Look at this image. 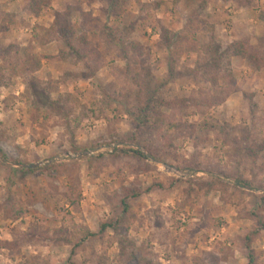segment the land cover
Segmentation results:
<instances>
[{
  "label": "rangeland",
  "instance_id": "374dc122",
  "mask_svg": "<svg viewBox=\"0 0 264 264\" xmlns=\"http://www.w3.org/2000/svg\"><path fill=\"white\" fill-rule=\"evenodd\" d=\"M27 3L0 0V149L9 158L0 162L19 168L0 164V242L15 248L0 250V264H247L243 237L257 228L252 248L264 264V227L248 216L260 212L264 224V0H117L120 15L111 0H51L38 17ZM69 7L76 35L99 54L94 75L49 35L54 13ZM105 26L144 49L134 67L146 94ZM162 27L183 41L165 47ZM193 41L202 48L186 51ZM240 42L249 56L230 53ZM25 49L39 68L18 65L31 59ZM139 98L147 118L137 130ZM51 100L69 102L67 126L45 108ZM29 164L58 168L21 173ZM131 190L141 195L123 213Z\"/></svg>",
  "mask_w": 264,
  "mask_h": 264
},
{
  "label": "trees",
  "instance_id": "16d2710c",
  "mask_svg": "<svg viewBox=\"0 0 264 264\" xmlns=\"http://www.w3.org/2000/svg\"><path fill=\"white\" fill-rule=\"evenodd\" d=\"M117 4V0H111V7H113V9L115 10V5ZM51 5V0H28L27 3V11L35 16L38 17L41 15V13L43 12V10L45 8L50 7ZM113 10V11H114ZM115 12L120 15L122 12V8H119L117 11L115 10ZM70 13H71V8L69 7V9L64 12V13H60V12H55L54 13V21H53V26L50 30H48L49 35H51L52 37H57L58 39H60L67 47L68 51L75 55V57L80 60L85 66L88 67L89 72L88 75H94L95 72L91 71V60L92 58H94L93 55L98 56V52L97 49L94 48L93 49V45L92 43L87 39V37L85 35H83L82 37L76 35V32L74 31V29L71 26V22H70ZM81 15L83 16V18L85 20H87V25L89 27H93V23L95 22L94 18H91V13L89 12H81ZM262 19L264 20V16L262 17ZM6 31V28L5 30ZM105 31V36H106V40L108 42H112V45L117 46L120 49V52H122L123 57L125 59H127L128 61V66L131 65V68L127 67V73L128 75H130V78L132 80H134L135 83H137V91L142 92L144 94H146V88H147V84H146V78L145 76L143 77V74L140 70H137L134 66L136 64H139V62L142 63V57L144 55V49L140 48L139 46H131L132 44H125L124 43V39L123 36H120L118 33H115V31H113L112 28H109V26H105L104 28ZM3 31L0 29V34ZM169 31L166 28L162 27V38L164 40V45L167 48H170L172 41L175 39L176 42L181 43L183 40V37L180 36V33H174L173 35L170 33H168ZM1 37V35H0ZM196 41H193L192 45L190 44V46H188L186 51H198L200 49L197 50L196 48ZM133 48V51L129 50V48ZM213 47L209 46L207 48V53H213ZM27 50V49H25ZM230 53H233L235 55H241V56H249L251 53V50L248 48V46L243 43H236L234 45H231L229 48ZM26 55L29 56L31 59L29 62H25V60L22 57H17L16 61L18 63L19 66H21L23 69L24 68H28L31 67V65H33L35 68H39L41 66V60L40 58L36 57V56H31V54L29 53V51L27 50ZM130 53L135 54L134 56H131ZM0 54H1V49H0ZM19 54V52H14V57L17 56ZM212 55V54H210ZM214 57H216L214 54L212 55ZM217 61H221L222 57L219 56L216 58ZM97 60V58L95 59ZM216 61V60H215ZM213 61V63L215 62ZM201 62L199 63V67H201V65H203ZM172 66V64H170V67ZM210 67V66H209ZM9 68H11V65H9ZM143 71V70H142ZM226 72H228L227 69H225ZM171 72H172V68H171ZM191 72V71H190ZM194 73H196L194 71ZM230 73H228L227 76H229ZM226 78H230V77H226ZM232 80V79H229ZM139 88V90H138ZM137 93V92H136ZM61 101V99H59ZM137 104V112L133 113L135 121H136V129L140 130L143 126L144 123L146 122V118L147 115L145 114V110L147 109V105L144 104V102H142V100H140V98L138 100L135 101ZM184 100L178 101V100H174L172 103V107L173 108H177L178 106H181V103H184ZM59 102H55L53 100L51 101H47L45 103V108L47 109H51L53 111H58L59 114L62 116V119L65 121V125L67 126V124L70 122L69 121V115L72 113V107L70 106L68 101H63V105L62 106H56ZM126 103V102H125ZM69 114V115H68ZM74 152H80L83 151L85 149L81 148V147H73L72 148ZM125 154H129L133 157L136 158H140V159H147V158H153L156 161H161L158 160L159 158L153 154L151 155H146L143 152L139 151V150H120ZM0 157H2V159L4 160H8L9 158L5 155V153L0 149ZM12 161V164L18 165L21 164L22 162L16 159H10ZM0 164L2 165H6L4 162H0ZM6 167L8 169H11L13 171H19V168H12L11 166L6 165ZM53 167L51 166H45V167H31V168H21V173H26V174H31L34 172H42V173H46L49 174V170H51ZM54 169L58 168L57 165H55V167H53ZM18 169V170H17ZM236 182L242 186V187H250L251 184L248 183L246 180H244L243 178H237ZM161 185L159 184L158 187H160ZM156 187V185L154 186ZM152 188H148L147 192H149ZM141 195L140 191H136V190H131L128 191V193L122 198L120 199V207H121V211L123 213H128L130 211V200L131 199H135L138 198ZM264 200V197H263ZM248 216L250 219L255 220L260 227H264L263 224V216L260 214V212L254 211V212H248ZM114 228V229H118L119 227V221L116 222H105L101 224V229L99 234H103L106 232L107 229L109 228ZM261 228H257L254 231L247 233L244 237H243V241L245 244V247L248 251L247 253V260L248 263L247 264H256L257 263V256L255 254V251L252 248V244L254 242V240L256 238H258L259 234H260ZM97 234H90L91 237H95ZM67 243H71L72 241L70 239L66 240ZM80 245L79 242H76L73 244V249H72V254L75 253V248L78 247ZM8 247L9 249L14 251V244L13 243H3L0 242V250ZM131 261H133V256L131 257ZM72 264V263H71Z\"/></svg>",
  "mask_w": 264,
  "mask_h": 264
},
{
  "label": "water",
  "instance_id": "95a60500",
  "mask_svg": "<svg viewBox=\"0 0 264 264\" xmlns=\"http://www.w3.org/2000/svg\"><path fill=\"white\" fill-rule=\"evenodd\" d=\"M38 164H29V165H26L25 167L26 168H31V167H35V166H37Z\"/></svg>",
  "mask_w": 264,
  "mask_h": 264
}]
</instances>
